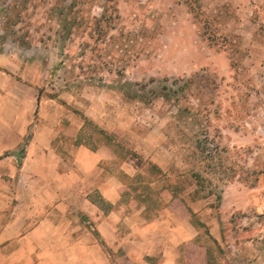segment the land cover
<instances>
[{"label": "rangeland", "instance_id": "obj_1", "mask_svg": "<svg viewBox=\"0 0 264 264\" xmlns=\"http://www.w3.org/2000/svg\"><path fill=\"white\" fill-rule=\"evenodd\" d=\"M47 121L83 123L81 139L58 133L60 154L107 146L110 172L136 155L132 192L152 207L211 197L220 238L199 221L202 240L216 264H244L235 229L264 228V0H0V143L24 133L1 160L0 199L16 201L20 149ZM156 148L169 157L161 175ZM226 186L245 205L232 214L220 206ZM242 245L264 264V247Z\"/></svg>", "mask_w": 264, "mask_h": 264}, {"label": "crops", "instance_id": "obj_2", "mask_svg": "<svg viewBox=\"0 0 264 264\" xmlns=\"http://www.w3.org/2000/svg\"><path fill=\"white\" fill-rule=\"evenodd\" d=\"M82 124L72 130L69 125L59 127L49 121L36 125L23 148L15 180L16 201L0 199V264H216L210 246L202 240L199 223L206 224L213 238H220L206 202L211 197L193 200L188 208L180 196L168 202V196H162L157 202L167 203L152 207L132 192L140 167L132 152L110 172L108 161L115 164L116 154L107 146L80 142L70 147L68 156L52 148L59 132L72 140L81 139ZM23 136V132L14 133L10 146L0 143L1 164ZM163 154L168 152L156 148L151 156L161 172L169 164V157L165 160ZM227 188L220 194V206L232 214L245 205ZM245 199L252 214L259 212L256 197ZM125 201H130L132 209ZM194 215L199 216L197 220ZM235 231L246 248L263 249L264 228L237 227ZM243 242L232 245L238 253L234 257L250 264L242 257Z\"/></svg>", "mask_w": 264, "mask_h": 264}, {"label": "trees", "instance_id": "obj_3", "mask_svg": "<svg viewBox=\"0 0 264 264\" xmlns=\"http://www.w3.org/2000/svg\"><path fill=\"white\" fill-rule=\"evenodd\" d=\"M100 133H104V131L102 130H99ZM22 153H23V149H20V155L22 156ZM153 169L156 170L155 172L158 173L159 175H161V171L155 166V165H152ZM160 172V173H159Z\"/></svg>", "mask_w": 264, "mask_h": 264}]
</instances>
